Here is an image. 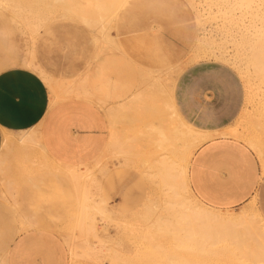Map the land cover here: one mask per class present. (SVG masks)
Instances as JSON below:
<instances>
[{
    "label": "bare ground",
    "instance_id": "bare-ground-1",
    "mask_svg": "<svg viewBox=\"0 0 264 264\" xmlns=\"http://www.w3.org/2000/svg\"><path fill=\"white\" fill-rule=\"evenodd\" d=\"M193 11L201 34L191 44L190 27L183 33L187 38L179 36L180 44L165 36L150 39L149 33L164 30L157 22L146 23L141 36L123 28L139 17L156 21L161 15L174 29L177 19L188 21ZM0 12L10 31L24 39L14 44L9 62L40 74L52 94L51 108L84 99L98 104L110 122L108 150L81 165L56 159L43 143L41 125L18 134L4 130L0 199L19 207L24 187L43 184L53 188L47 202L67 197L73 204L65 236L72 264H264V217L256 197L240 210L218 209L201 201L189 183L194 153L220 135L249 145L264 173V0H0ZM70 21L94 32L98 49L84 69L72 66L56 73L45 60L53 45L41 39L55 25ZM112 50L128 54L139 73L138 89L119 104L97 98L88 83L92 63ZM176 52L180 55L174 60ZM202 59L232 67L245 86L242 113L218 132L188 124L174 104L179 76ZM119 117L125 122L119 123ZM115 160L145 182L135 209L118 208L105 195L102 176ZM33 204L41 207L32 199ZM37 217L35 209L20 220L35 226ZM0 264H8L6 255Z\"/></svg>",
    "mask_w": 264,
    "mask_h": 264
},
{
    "label": "crops",
    "instance_id": "crops-1",
    "mask_svg": "<svg viewBox=\"0 0 264 264\" xmlns=\"http://www.w3.org/2000/svg\"><path fill=\"white\" fill-rule=\"evenodd\" d=\"M180 25V33L189 28L188 24ZM145 26V18L139 17L130 26L124 24L123 28L135 31V35L141 36V30ZM7 32H11L10 28ZM56 34L57 25L41 39L43 43L53 45L47 48V53L57 50L67 54V70L72 66L79 70L84 69L87 60L98 49L97 45L92 41V48H89L78 45L71 39L62 42ZM14 44L8 48L13 55ZM177 53L173 56L174 60L179 58L180 54ZM79 60L84 61L83 68L79 66ZM206 69L205 64H194L186 72L184 70L176 82L174 104L178 114L188 124L199 130L218 132L238 119L246 102V91L241 79L243 95L239 101L236 99L231 102L220 86L224 81H211L210 73ZM88 83L97 98L109 104H119L129 99L138 89L139 73L128 54L112 50L92 63L88 72ZM231 84H235V81ZM51 99L50 88L38 72L24 66L0 71V154L3 150L4 130L21 132L38 125H41L44 145L61 162L72 165L87 164L98 158L106 148L108 150L110 133L108 135L107 115L98 104L84 99H72L74 106H68V113H64L60 111L61 107L71 100L60 102L51 108ZM63 115L64 119L72 121L61 120ZM117 121L124 123L125 118L119 117ZM75 150L77 151L74 152ZM109 163L107 160V164ZM122 171H129V168ZM101 176L102 173L99 172L96 178ZM139 177L142 178L141 175ZM189 183L201 201L218 209L238 210L256 197V201L261 204L259 207L257 203L258 208L264 217V173L258 156L244 141L220 135L203 143L191 159ZM105 195L112 205L128 208L112 203L108 193ZM16 246L22 249L18 264L69 262L68 246L64 238L50 228L38 227L22 231L12 242V249ZM4 255L10 264L9 251H5Z\"/></svg>",
    "mask_w": 264,
    "mask_h": 264
},
{
    "label": "rangeland",
    "instance_id": "rangeland-1",
    "mask_svg": "<svg viewBox=\"0 0 264 264\" xmlns=\"http://www.w3.org/2000/svg\"><path fill=\"white\" fill-rule=\"evenodd\" d=\"M160 10L163 11L161 7ZM2 15L3 14L0 12V71L10 67L21 66L11 65L8 57L13 54L9 52L8 48L12 43H19L21 45L24 44V39H22V36L20 34H18L17 32H7V29L11 27V24L6 16ZM193 17L194 11L192 12V16L191 18L189 17L190 19L188 21L183 20L178 21L180 22L178 23L177 19L176 23L173 24L175 28L171 29V25L169 24V22L164 20L161 15L155 16L156 21H154L153 19H149L146 21V23H148V25L151 27L157 22L163 26L164 30L161 33H149L148 37L151 39V37L153 36L157 41H160L164 38L163 36H165L169 40L179 42L180 44L181 41L179 39V36L187 38L183 34L186 31L180 33V24L185 23L189 25L192 33V35L189 36V40H187L189 44H191L197 38H199L201 34V25L196 22ZM46 33L47 32H44V34ZM56 35L57 38L62 42H64L65 39H71L72 41L78 43V45H84L89 48H92L93 45L92 40L94 39V32H91L86 26L80 23H75L73 21L59 23V25H57ZM66 55L67 54L61 51L53 50L52 52L45 55V60L47 61V65L53 71H55L56 73H60L65 71L69 65V60L67 59ZM78 64L83 68L85 63L83 60H79ZM194 64H205V67L207 68L206 70H208L210 73L211 81H224V84L221 83L220 86L222 88V91L224 92V95L226 97H230L231 102L236 101V99L237 101L241 99L243 95L242 81L239 74L232 67L215 60L202 59L196 63H191L190 65H188L185 72ZM232 81H235V84H231ZM74 104V100L68 101L64 103V106L61 107L62 109L60 111L68 113L67 107L74 106ZM60 111L59 113H61ZM64 118L65 116L63 115L61 117V120L72 121ZM106 118L109 135L110 122L107 116ZM87 123L90 122L88 121ZM13 133L18 134L19 132ZM69 148L70 147H68L67 150L68 154L70 153ZM76 151L77 150H75L74 152ZM118 163H120V165ZM110 165L111 166L109 170H107L102 176V187L104 188V192L108 193V195L112 198V203L128 207L130 208V210L135 209V204H138L145 194V184L143 182V179L139 177L140 175L136 171H131L130 169L129 171H122L125 168L119 160H115V164ZM39 188L34 187L30 189L27 186L24 187L21 194L19 195L21 205L16 208H13L10 203L0 199V257L4 255L5 251L8 250V258L10 264H18L20 261V257L22 256V249L19 246H16V248L12 249V242L14 241L16 236L22 233V231L38 227L50 228L55 230L65 240V236L67 233L66 225L73 215V204L70 203L67 197H63L62 199L53 197L50 202H47V198L53 193L52 186L49 184H43ZM32 199L39 201L41 203V207L34 204L29 206V202L32 201ZM257 203L259 207H261V204L258 202V200ZM35 209L38 210V217L36 218L35 226H27L26 224L21 222L20 219H22V216L24 214H30ZM126 246L127 250H131L132 245L130 243H127ZM68 255L69 252L67 250V256ZM69 258L70 256H68V259ZM88 263L92 264L93 262H77L73 264ZM68 264H72L71 260H69Z\"/></svg>",
    "mask_w": 264,
    "mask_h": 264
}]
</instances>
